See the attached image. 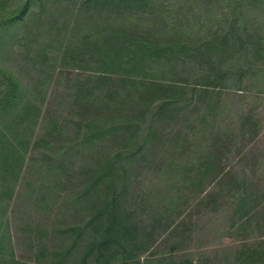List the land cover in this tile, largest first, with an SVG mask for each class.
Segmentation results:
<instances>
[{
    "label": "trees",
    "instance_id": "trees-1",
    "mask_svg": "<svg viewBox=\"0 0 264 264\" xmlns=\"http://www.w3.org/2000/svg\"><path fill=\"white\" fill-rule=\"evenodd\" d=\"M248 1L250 24L245 0H231L218 30L189 37L192 25L157 0H0V249L3 216L26 197L37 215L27 229L52 264H196L156 252L186 234L185 196L135 211L129 200L144 168L185 154L174 122L264 89V0ZM236 112L239 139L258 132L254 108ZM225 138L212 139L206 164ZM250 192L233 212L242 227L256 218Z\"/></svg>",
    "mask_w": 264,
    "mask_h": 264
},
{
    "label": "rangeland",
    "instance_id": "rangeland-1",
    "mask_svg": "<svg viewBox=\"0 0 264 264\" xmlns=\"http://www.w3.org/2000/svg\"><path fill=\"white\" fill-rule=\"evenodd\" d=\"M157 1L175 10L174 16L180 20H187L186 24L192 25V28L187 30L186 35L195 37V33L212 35L224 24L222 15L231 0ZM65 4L72 6L74 2L61 0V5ZM245 4L250 12L244 22L250 24L251 17L257 12L251 10L254 6L248 0ZM30 10H38L37 4L32 5ZM200 26L202 28L198 30ZM179 31L182 32L183 28ZM18 40L19 37L12 42L14 51L18 48ZM230 105L229 99L224 97L215 98L210 107L208 104H197L185 123L178 121L172 124L173 131L181 128L179 131L187 136L185 154L180 159L178 155L173 156L163 164L144 168L145 171L139 173V184L129 200L134 211L142 201L156 209L168 207L167 204L177 196H185L187 203L183 206L186 211L183 216L187 225L184 229L186 234L182 238L172 237L158 246L156 252L172 249L175 255L185 254L196 264H246L243 260L256 249L261 256L255 258L253 264H264V89L253 88V92L240 98L235 107ZM251 108H254L260 121V128L254 134L243 130L244 138L239 139L242 131L236 122L239 116L236 110L249 111ZM206 113L210 115L208 118ZM229 129L235 130L230 132ZM166 133H172L171 129ZM227 136L232 140L227 143V148H219L217 157H211V163L206 164L210 153L208 148L214 139L225 140ZM19 187L21 190V184ZM247 188H250L252 196L260 200L256 218L242 227L238 217L233 218V212L240 206L238 199ZM31 207L26 197L21 200L16 197L11 201L1 223L6 243L1 246L0 257L9 262L52 264L47 249L40 246L41 243L47 245L46 240L40 242L30 234L31 229H27L28 225L35 223L37 216L32 213L30 217ZM143 212L148 213V209ZM40 214L42 216L44 212ZM243 245L247 246L243 248Z\"/></svg>",
    "mask_w": 264,
    "mask_h": 264
}]
</instances>
